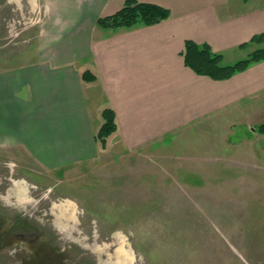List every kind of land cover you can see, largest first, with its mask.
Listing matches in <instances>:
<instances>
[{
    "label": "rangeland",
    "instance_id": "1",
    "mask_svg": "<svg viewBox=\"0 0 264 264\" xmlns=\"http://www.w3.org/2000/svg\"><path fill=\"white\" fill-rule=\"evenodd\" d=\"M37 14L0 0V67L33 61ZM263 125L261 91L131 141L98 130L95 155L55 168L0 146V264H264Z\"/></svg>",
    "mask_w": 264,
    "mask_h": 264
},
{
    "label": "crops",
    "instance_id": "2",
    "mask_svg": "<svg viewBox=\"0 0 264 264\" xmlns=\"http://www.w3.org/2000/svg\"><path fill=\"white\" fill-rule=\"evenodd\" d=\"M125 1L29 0L38 10L29 28L37 29L30 50L18 55L33 61L0 67V146L25 147L48 168L95 155L103 122L88 101L95 82L130 141L135 132L189 122L264 91V60L216 80L183 55L193 40L222 54V65L246 58L256 43L242 45L264 33V0H138L171 14L155 25H97Z\"/></svg>",
    "mask_w": 264,
    "mask_h": 264
},
{
    "label": "trees",
    "instance_id": "3",
    "mask_svg": "<svg viewBox=\"0 0 264 264\" xmlns=\"http://www.w3.org/2000/svg\"><path fill=\"white\" fill-rule=\"evenodd\" d=\"M171 11L169 8L153 2H142L138 0H126L123 7L113 14L101 16L97 20V25L102 28L116 29L119 27H132L136 24L155 25L169 18ZM264 33L255 35L250 42L262 43ZM185 62L195 72L207 75L216 80L228 79L235 73L244 71L251 64L264 60V46H259L251 51L246 58L238 60L233 64L222 65V54L212 52L208 45L200 46L193 40L186 41V49L183 52ZM89 70L83 73V78L93 80L94 76H89ZM104 119L97 138L103 143L107 137L117 130L118 122L116 112L111 107H107L102 112ZM264 132V125L260 127Z\"/></svg>",
    "mask_w": 264,
    "mask_h": 264
}]
</instances>
